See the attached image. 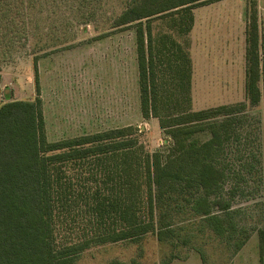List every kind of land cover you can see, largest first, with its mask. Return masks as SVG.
<instances>
[{
	"label": "trees",
	"instance_id": "1",
	"mask_svg": "<svg viewBox=\"0 0 264 264\" xmlns=\"http://www.w3.org/2000/svg\"><path fill=\"white\" fill-rule=\"evenodd\" d=\"M121 1L122 11L108 20L111 22L109 32L104 34L124 27L135 28L141 109L147 119L159 115L153 22L166 20L179 33L190 34L191 11L216 0ZM37 2L0 0V53L3 56L16 48H26L35 40L32 21L36 13L32 14L31 10ZM108 3L111 2L67 0L63 2L66 9L60 8L57 13L67 17L64 21L59 19L58 28L75 25L74 17L81 16L80 22H84L85 27L93 24ZM250 10L246 29V91L250 105L257 107L261 102L260 33L257 8L253 6ZM61 46L37 41L32 52L37 98L11 100L0 106V264H75L77 257L91 246L139 240L149 234L164 243L169 238H177L174 223L184 211L202 218L204 226L230 242L235 252L240 251L250 233L239 225L232 207L236 189L226 196L225 185L233 174L228 157L240 142L239 127L244 122L241 114L247 107L241 103L198 112L186 110L162 121L174 146L166 156L160 152L147 156L148 222L99 234L62 249L56 247L54 215L58 219L68 216L75 222L77 218L84 222L92 216L97 222L91 229L95 231L101 228L103 215L111 214L110 210L117 213L116 209L122 204L121 199L118 200L121 188L124 186V192L131 194L135 183L132 148L138 144L132 126L56 142L47 139L38 61L41 53L47 55L53 48L73 47ZM1 83L0 74V90ZM206 131L211 137L205 142L194 138ZM124 150L122 155L116 154ZM111 205L113 208L108 209ZM259 242L260 260L264 264V230L259 231ZM173 259L174 256L160 264H171Z\"/></svg>",
	"mask_w": 264,
	"mask_h": 264
},
{
	"label": "rangeland",
	"instance_id": "2",
	"mask_svg": "<svg viewBox=\"0 0 264 264\" xmlns=\"http://www.w3.org/2000/svg\"><path fill=\"white\" fill-rule=\"evenodd\" d=\"M109 1L111 3L103 6L102 16L98 15L93 24L85 27L84 22H80L81 16L74 17L75 25L58 28L59 19L64 21L67 17L57 13L60 8L66 9L63 2L67 0H38L31 10L32 14L36 13L33 16L35 21H32L37 35L35 40L26 48H16L6 56L0 53L3 56H0L1 106L11 100L34 101L37 98L32 54L37 41L61 47L73 45L72 48H53L47 55L41 53L38 61V84L49 141L130 126L136 132L134 138L138 139V144L132 148L135 183L131 194L124 192V186L121 188L118 196L121 207L116 209L117 213L110 210L111 214L103 215L101 228L95 231L91 230L97 225L92 216L84 222L77 218L75 222L68 216L58 219L54 215L56 247L62 249L99 234L148 222L147 156L158 152L166 156L174 146V140L169 136L168 128H163L162 121L186 110L198 112L241 103L247 107L241 114L244 122L239 127L240 142L235 144L228 157L233 174L225 185L226 196L236 189L232 207L239 225L250 233L248 242L240 251L235 252L230 242L204 226L202 218L184 211L178 214L174 223L177 238L161 243L156 236L149 234L139 240L91 246L77 257L75 264H160L172 256L171 264H261L259 231L264 230V53L260 48L261 35V102L259 106L252 107L246 91V53L243 65L240 53L232 49L229 58L224 56L227 67L219 70L222 78L212 77L217 71L208 78L204 69L192 65L191 32L181 34L166 20L153 22L159 115L146 119L141 109L136 31L135 28L124 27L105 36L111 24L108 20L124 7L121 0ZM219 1L193 9V25L198 19L199 25L205 28L206 19L229 11V14L237 13V8L233 12L232 6H212ZM242 2L247 26L253 6L257 8L259 23L258 0ZM191 31L200 30L195 24ZM210 137V132L206 131L194 138L205 142ZM109 208H113L112 205ZM85 224L87 226L82 227ZM83 228L86 232L82 231Z\"/></svg>",
	"mask_w": 264,
	"mask_h": 264
},
{
	"label": "crops",
	"instance_id": "3",
	"mask_svg": "<svg viewBox=\"0 0 264 264\" xmlns=\"http://www.w3.org/2000/svg\"><path fill=\"white\" fill-rule=\"evenodd\" d=\"M215 5H221L222 8H225V6H232L233 12L235 8H237V13L229 14V11L224 14H217L212 19H206L205 28L199 25L200 21L198 19L194 20L195 22L192 28H194L196 24V27H199L200 31H196L197 34L191 31V62H193L192 65L195 64V68L204 69L208 78L209 75L211 77V73L216 71L217 73H213L212 77H220L221 72L219 70L227 67L224 56L226 55V57L229 58V53H233L232 49H236L235 52H237V54L240 53L244 65L247 47V21L244 16V2H242V0L241 2L238 1V3L234 0H221L212 4V6ZM258 11L259 31L261 35L260 48L264 53V0H258Z\"/></svg>",
	"mask_w": 264,
	"mask_h": 264
}]
</instances>
